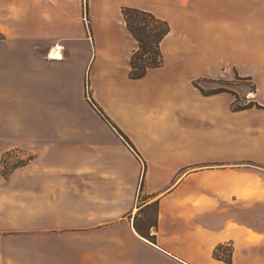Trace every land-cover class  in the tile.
Returning a JSON list of instances; mask_svg holds the SVG:
<instances>
[{
	"label": "crops",
	"instance_id": "crops-1",
	"mask_svg": "<svg viewBox=\"0 0 264 264\" xmlns=\"http://www.w3.org/2000/svg\"><path fill=\"white\" fill-rule=\"evenodd\" d=\"M52 1L59 11L44 18L40 7L38 15L57 27L64 0ZM90 3L89 34L33 31L24 22L32 13L13 11L24 28L0 49V64L17 76L22 66V77L0 74V100L23 101L34 127L26 141L39 152L0 173V264H264V225L237 215L264 207V114L234 111L233 94L206 96L195 86L264 81V0ZM19 4L47 0H0V13ZM124 6L171 26L163 66L139 80L128 75L137 42ZM153 203L155 243L134 227ZM220 245L232 248L230 263L214 257Z\"/></svg>",
	"mask_w": 264,
	"mask_h": 264
},
{
	"label": "rangeland",
	"instance_id": "rangeland-1",
	"mask_svg": "<svg viewBox=\"0 0 264 264\" xmlns=\"http://www.w3.org/2000/svg\"><path fill=\"white\" fill-rule=\"evenodd\" d=\"M90 4V0H64L62 19L55 23L57 24V27H54L52 21L44 22L38 15L40 7V13L43 14L40 16L44 18L45 15L50 17L55 12L56 8H58L59 11L60 6H53L52 0H47V4H43L42 6L36 4H32L31 6L28 4L25 6H21L22 4L12 6L3 5L2 8H4V10L7 8L9 9V14L3 12V9L0 13V49L5 50L7 46L15 43L16 38L13 37V32L15 30L21 32L24 28V22H26L25 27L30 28L33 31L35 29L37 30V28H42L45 30L47 29L49 34L55 33L58 36H60L63 31L64 33L70 31L73 34H77L84 28L89 34L92 31L90 23ZM22 8L26 9V14L27 12L32 13V18L28 16V20L23 22L22 18L17 19L12 17L14 16L13 11L15 12ZM50 40L49 37L48 44L51 43ZM20 68L19 76H17V72L15 71H18V69L10 68L7 64H0V74H3L5 78H11L13 82H16L20 79L19 77H22L21 73L23 68L22 66H20ZM198 85L208 92L221 87L230 89L239 96V100L235 103L236 105L242 106L248 102L254 101L261 106V108H254L260 109V113L264 114V111H262L264 109V81L259 84L255 82L252 77L238 78L237 76L232 80L224 78L214 83L203 81ZM258 89L263 92V98L261 96L260 100H258L257 95H255V98L251 95L254 92H257ZM30 119L31 118L24 116L23 101L16 102L0 100V173L5 177L14 169L25 166L30 160H37L39 152L38 144L26 141L31 138V131L34 129V127L31 126ZM239 212L241 213H238L237 215L239 216L240 214L239 217L247 220L249 223L257 226L264 225V207L251 211L250 213L244 211ZM154 215V208H149L137 218L136 222L144 227L152 220Z\"/></svg>",
	"mask_w": 264,
	"mask_h": 264
},
{
	"label": "trees",
	"instance_id": "trees-1",
	"mask_svg": "<svg viewBox=\"0 0 264 264\" xmlns=\"http://www.w3.org/2000/svg\"><path fill=\"white\" fill-rule=\"evenodd\" d=\"M121 13L126 25V29L138 44L137 49L133 52L130 59V69L128 75L132 80H139L144 78L150 69L163 66L164 57L161 44L171 31V26L166 20L157 17L154 13L145 9L124 6L121 10ZM195 86L200 89L203 95L206 96L224 92L233 94L236 98L232 105L234 111H242L254 107L261 108V106H259V104L255 103L254 101L248 102L242 106L236 105L235 103L239 100V96L230 89L221 87L208 92L204 88L200 87L198 83L195 84ZM91 103L95 105V108L101 117L117 130L125 142L135 149L127 135L111 121L107 114L96 104L92 98ZM142 186L143 183L141 184V187ZM149 208H154L155 215L147 225L144 227L140 226L137 224L136 220L139 217V214L141 215ZM157 223L158 203H153L139 210L135 216L134 227L142 237L155 243V235L151 233V230L157 227ZM231 254L232 248H226L225 245H220L214 250V257L227 263H230L232 260Z\"/></svg>",
	"mask_w": 264,
	"mask_h": 264
},
{
	"label": "bare ground",
	"instance_id": "bare-ground-1",
	"mask_svg": "<svg viewBox=\"0 0 264 264\" xmlns=\"http://www.w3.org/2000/svg\"><path fill=\"white\" fill-rule=\"evenodd\" d=\"M52 55H53V56H56V57H60V56H61V54H60V51H59V49H58V50H56V51H54V52L52 53Z\"/></svg>",
	"mask_w": 264,
	"mask_h": 264
}]
</instances>
